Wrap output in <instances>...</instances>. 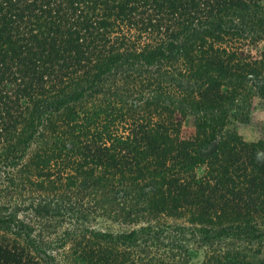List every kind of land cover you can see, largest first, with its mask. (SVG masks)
<instances>
[{"label": "trees", "instance_id": "obj_1", "mask_svg": "<svg viewBox=\"0 0 264 264\" xmlns=\"http://www.w3.org/2000/svg\"><path fill=\"white\" fill-rule=\"evenodd\" d=\"M264 0H0V264H264Z\"/></svg>", "mask_w": 264, "mask_h": 264}, {"label": "rangeland", "instance_id": "obj_2", "mask_svg": "<svg viewBox=\"0 0 264 264\" xmlns=\"http://www.w3.org/2000/svg\"><path fill=\"white\" fill-rule=\"evenodd\" d=\"M239 131L247 141H254L264 137V100L259 98L254 99L251 107L250 118L247 124L239 127ZM257 158L259 160H263L264 153L262 151H258Z\"/></svg>", "mask_w": 264, "mask_h": 264}]
</instances>
